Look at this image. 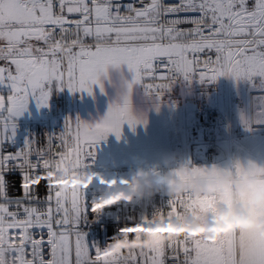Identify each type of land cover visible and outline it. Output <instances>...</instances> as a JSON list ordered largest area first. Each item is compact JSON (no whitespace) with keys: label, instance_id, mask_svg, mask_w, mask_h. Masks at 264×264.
<instances>
[{"label":"snow or ice","instance_id":"obj_1","mask_svg":"<svg viewBox=\"0 0 264 264\" xmlns=\"http://www.w3.org/2000/svg\"><path fill=\"white\" fill-rule=\"evenodd\" d=\"M121 66L132 77L104 116L66 119L59 135L15 146L16 118L30 100L47 106L53 89L92 95L99 86L103 93L109 68ZM222 76L259 93L240 114L245 128L264 123V0H0V264H264L257 232L209 242L167 229L166 240L140 242L136 233L158 217L167 225L171 213L198 205L213 211V200L191 194L169 198L134 226H118L103 245L87 236L105 209L119 204H97L105 194L86 198L99 142L110 134L119 140L125 123L133 130L146 125L138 105L159 111L178 81ZM193 171L203 175L207 168ZM17 181L21 194L13 196ZM100 183L109 190L118 184L103 177Z\"/></svg>","mask_w":264,"mask_h":264},{"label":"built area","instance_id":"obj_2","mask_svg":"<svg viewBox=\"0 0 264 264\" xmlns=\"http://www.w3.org/2000/svg\"><path fill=\"white\" fill-rule=\"evenodd\" d=\"M119 2L121 5H127L133 3V0H119ZM229 82V77L224 76L210 83H201L199 80H193L191 83L178 81L165 95L164 98H174L182 105L193 104L196 108L191 124L193 135L191 138L175 143L173 156L184 162H190V165L204 166L222 160L225 150L228 151L230 159L245 151L241 144V137L234 133L231 110L222 103V90H227ZM69 92L67 88L62 89L59 98L52 100L38 116L24 117L21 115L16 118V147L22 146L27 139H36L43 143L47 137L57 136L64 130L65 120L69 119ZM257 95L259 93H254L253 98ZM261 133L264 135V128ZM95 151L96 156L90 163V170L99 167V152L97 148ZM175 166V164L170 165V167ZM159 169L162 173H166L164 167H159ZM109 191L87 190L86 198L91 201L94 197L106 195ZM10 194L13 196L21 194L18 181L14 184ZM168 199L169 197L161 191L144 199L131 203L120 202L110 209H105L100 220L88 228V239L103 245L116 234L118 226H134L132 224L139 222L142 218L151 217L157 210L167 206ZM201 207L202 205L197 206L198 209ZM167 229L180 234L188 232L195 235L196 233L194 230L178 229L172 224H168L163 229L158 228V231ZM144 231L149 232V228Z\"/></svg>","mask_w":264,"mask_h":264},{"label":"clouds","instance_id":"obj_3","mask_svg":"<svg viewBox=\"0 0 264 264\" xmlns=\"http://www.w3.org/2000/svg\"><path fill=\"white\" fill-rule=\"evenodd\" d=\"M142 112L147 117L146 110ZM164 164L176 166L162 173L158 166L137 165L131 170L130 180L114 185L96 203L100 206L131 203L161 191L172 199L185 194L208 197L213 200L214 211L204 212L196 208L171 213L168 224L178 229L194 230L209 242L226 235L225 231H220L222 229L257 232L264 236V161L251 156L234 155L224 164L207 166L206 173L198 176L194 174V168L205 166L190 165L176 156L165 157ZM177 172L179 176L175 174ZM225 198L233 201L232 207L224 202ZM167 225L158 217L147 227L156 229ZM136 235L141 237L140 242L145 246H150L155 240L169 238V233L162 231H144Z\"/></svg>","mask_w":264,"mask_h":264},{"label":"crops","instance_id":"obj_4","mask_svg":"<svg viewBox=\"0 0 264 264\" xmlns=\"http://www.w3.org/2000/svg\"><path fill=\"white\" fill-rule=\"evenodd\" d=\"M132 74L128 71L127 66H121L119 69L109 68V78L104 81L105 91L102 93L99 86H94L93 94L89 95L87 92H69L70 95V111L69 117L75 119L77 116L84 121L94 122L104 116L107 112L108 106L111 102L117 99L118 91L121 89L124 80H130ZM61 93V89H60ZM56 99V98H54ZM52 100V99H51ZM139 108L146 110L147 124H139L133 130L127 123L123 125L122 136L119 141H126L125 146H120L119 152H108L113 150L109 148L108 141L110 135L106 140H102L97 145L99 152V167L91 170L96 176L88 188L103 189L107 184L100 183V177L106 181L116 180L119 185L120 180H130L131 170H121L117 168L118 165L126 164H142L151 165L162 162L165 158L162 157V132L168 131L173 138L171 142L174 145L178 141H182L192 137V120L195 114V106L193 104L182 105L177 99L164 98L160 104L159 111L152 107L148 102H143L138 105ZM27 112V111H25ZM24 112V113H25ZM23 113V114H24ZM22 114V116H24ZM238 114L235 118V132L237 135L241 132V125L237 120ZM139 133L138 139L133 140L128 144L125 133ZM115 135H113L114 137ZM241 137V144L245 151L239 154L240 156H251L257 160H264V135H239ZM170 137V138H171ZM114 141L116 136L112 138ZM109 148V149H108ZM125 150V151H124ZM174 149L169 156H173ZM119 154V155H118ZM230 159L229 153L225 150L222 160L212 164H224ZM212 164H206L205 167ZM116 167V168H114ZM230 201H232L230 199ZM229 205V203H227ZM233 201L229 207H232ZM236 232V231H233Z\"/></svg>","mask_w":264,"mask_h":264},{"label":"rangeland","instance_id":"obj_5","mask_svg":"<svg viewBox=\"0 0 264 264\" xmlns=\"http://www.w3.org/2000/svg\"><path fill=\"white\" fill-rule=\"evenodd\" d=\"M229 86L227 85V90L223 89L222 90V103L224 104L223 106H227L226 108H230L231 110V117H232V122H233V127H234V133L237 135V133L235 132V118H236V114H238L237 116V120L239 121V124L241 125V132L238 133L239 135H248V134H255V135H263L261 132L264 128V123L261 124H252L251 128H245V126L243 125V123L241 122L240 119V114L241 112H249L251 110L252 107V103H253V94L256 93L255 90L251 87V85L245 81V80H240L239 82H237L236 80H234L233 78L229 77ZM61 95L60 93V89H53L50 98H49V102L48 105L50 104V102L52 100H56L59 98V96ZM56 98V99H54ZM52 99V100H51ZM71 101V100H70ZM47 105V106H48ZM47 106H42V107H38L35 100H30L29 105L26 109L27 112H25L23 115L24 117H35L38 116L43 110L44 108H46ZM70 118V117H69ZM114 134H110V139L108 141V146H110L109 148H114L113 150H107L108 152H119L118 149L121 145L125 146L126 145V141L125 140H116L115 141L112 139ZM124 135H126V137L128 138V144L131 142H133V140L138 139V137L140 136L139 133H125ZM238 135V136H239ZM170 133H168V131L166 132H162V138H163V142H162V157L161 158H165L168 155L171 154V152L173 151V149L175 148L174 142L171 140L173 139ZM125 151V150H124ZM119 155V154H118ZM174 155V153H173ZM264 161V160H263ZM137 165H141V164H126V165H118L116 166L117 168L121 169L124 171V169H134ZM145 166H158V167H164L166 169V173L169 170L170 166H165L164 164V160H162V162L156 163V164H151V165H145ZM114 167V168H116ZM121 167V168H120ZM93 190V188H87V190ZM94 190H109L108 186L107 187H103V189H94ZM226 201H230V198H225L224 202L226 203ZM227 204V203H226ZM228 205V204H227ZM229 206V205H228ZM154 231H158V228L156 229H152L149 228V232H154ZM200 231H203V229H200ZM220 231H225L228 234L233 233V230L230 229H222ZM243 231V230H241ZM196 232V231H195ZM198 233L196 232L195 235H197ZM262 236V235H261Z\"/></svg>","mask_w":264,"mask_h":264}]
</instances>
